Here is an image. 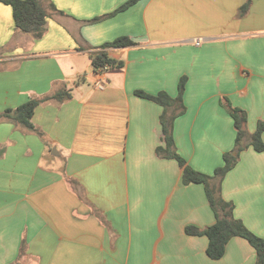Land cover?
<instances>
[{
  "label": "crops",
  "instance_id": "0c3cea01",
  "mask_svg": "<svg viewBox=\"0 0 264 264\" xmlns=\"http://www.w3.org/2000/svg\"><path fill=\"white\" fill-rule=\"evenodd\" d=\"M39 1V38L0 3V113L62 88L71 96L37 105L42 136L0 120V264H255L244 238L213 260L204 235L185 233L215 215L203 185L183 184L177 161L156 154L162 106L135 91L175 97L185 77L175 151L208 176L234 148L229 108L245 112L237 162L211 183L264 238V150L250 144L264 122V0L243 16L245 0H138L94 23L126 0ZM121 36L133 45L102 47ZM99 50L122 62L105 69L102 90L90 59Z\"/></svg>",
  "mask_w": 264,
  "mask_h": 264
},
{
  "label": "trees",
  "instance_id": "16d2710c",
  "mask_svg": "<svg viewBox=\"0 0 264 264\" xmlns=\"http://www.w3.org/2000/svg\"><path fill=\"white\" fill-rule=\"evenodd\" d=\"M138 0H126L110 13L97 16L87 20L89 23L100 21L104 18L114 16L131 7ZM1 4L9 6L12 10L14 25L17 29L23 32L31 33L36 38L42 35L43 27L47 19V12L42 7L39 0H0ZM250 0L245 2L239 8L238 15L243 16L249 7ZM54 8V6H52ZM133 41L121 36L111 42H106L102 47H123L131 46ZM91 65L93 70L98 68H119L122 67V62L117 61L108 56L103 50L96 51L90 55ZM185 85V77H181L177 86V95L170 96L164 91L156 94H148L141 90H136L135 94L139 97L146 98L156 102L162 106L160 115V124L162 131L163 145L156 148V154L163 158H172L177 161L182 169L181 180L187 185L191 183L203 185L205 196L214 215L215 222L205 229H198L193 225L185 227V233L188 235H204L207 238L206 255L213 260L220 259L224 252L227 242L233 237L244 238L255 251V264H264V238H261L251 232L243 222L234 217L233 204L224 200L220 193L219 187L211 183L212 178L219 180L231 170L236 162L239 152L242 149L241 141L245 136L244 125L246 122V114L238 108H229V115L233 119L236 128V137L234 148L223 154V164L216 168L213 176H208L205 173L199 172L188 165H185V160L175 151V143L172 134L173 120L176 116L185 111V106L182 101V94ZM70 89L62 88L52 93L51 95L42 98H33L16 108H8L0 113V120L7 119L19 125L20 127L36 132L42 136L41 132L33 125L31 118L35 108L41 102L53 99L58 102L70 98ZM264 132V122H258L255 131L250 135V144L257 152L264 150V142L262 134Z\"/></svg>",
  "mask_w": 264,
  "mask_h": 264
},
{
  "label": "built area",
  "instance_id": "2783aa9c",
  "mask_svg": "<svg viewBox=\"0 0 264 264\" xmlns=\"http://www.w3.org/2000/svg\"><path fill=\"white\" fill-rule=\"evenodd\" d=\"M195 44L198 45L199 44V40L195 41ZM106 68H98L95 70L94 72V87L102 90L105 87V78H104V72H105Z\"/></svg>",
  "mask_w": 264,
  "mask_h": 264
},
{
  "label": "water",
  "instance_id": "95a60500",
  "mask_svg": "<svg viewBox=\"0 0 264 264\" xmlns=\"http://www.w3.org/2000/svg\"><path fill=\"white\" fill-rule=\"evenodd\" d=\"M55 151V149H53Z\"/></svg>",
  "mask_w": 264,
  "mask_h": 264
}]
</instances>
